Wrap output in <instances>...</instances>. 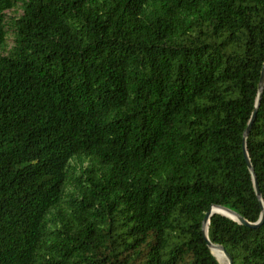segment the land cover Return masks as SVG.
Returning a JSON list of instances; mask_svg holds the SVG:
<instances>
[{
	"label": "trees",
	"instance_id": "obj_1",
	"mask_svg": "<svg viewBox=\"0 0 264 264\" xmlns=\"http://www.w3.org/2000/svg\"><path fill=\"white\" fill-rule=\"evenodd\" d=\"M263 63L264 0H0V264H219L209 209L264 214ZM207 238L264 264V216Z\"/></svg>",
	"mask_w": 264,
	"mask_h": 264
},
{
	"label": "water",
	"instance_id": "obj_2",
	"mask_svg": "<svg viewBox=\"0 0 264 264\" xmlns=\"http://www.w3.org/2000/svg\"><path fill=\"white\" fill-rule=\"evenodd\" d=\"M263 86H264V63L262 65L261 75H260V79H259V82H258V101H259V98H260V96L262 94ZM254 114H255V111L253 112V114L251 116V119H250V121L248 123V126L246 127V129H245V131L243 133V153H244V159L246 161L247 167H248V169H249V171L251 172V175H252V180H253V185H254V189H255V192H256V196L260 200V193H259L258 185H257V182H256V178H255V174H254V171H253V167H252V165L250 163V160L248 158V154H247V151H246V145H245L246 137H247V135L249 133L251 124H252L253 119H254ZM215 213H219V214H221L223 216H226V217H228V218H230V219H232V220H234V221H236L238 223H241L243 225H247V226H250V227H257V226H259V224H261V222L263 220L264 214L262 212L260 218L255 223H249V222H247L240 215H238L237 213H235L233 210H231V209H229L227 207H224V206L214 205L205 214V216H204V218L202 220V231H203L204 237L206 239V243H207L208 249L211 251L212 255L216 259H217V257L213 253V250L216 249V250L222 251V253H223L224 257H225V261L227 262V264H233L231 257L226 252V250L224 249V247L222 245H218V244L211 243L208 240V238H207V230H208L209 219ZM217 261H218V259H217ZM219 264H220V262H219Z\"/></svg>",
	"mask_w": 264,
	"mask_h": 264
},
{
	"label": "rangeland",
	"instance_id": "obj_3",
	"mask_svg": "<svg viewBox=\"0 0 264 264\" xmlns=\"http://www.w3.org/2000/svg\"><path fill=\"white\" fill-rule=\"evenodd\" d=\"M6 16L9 17H19L22 14V11L19 8H13V9H9L5 11ZM12 45V38L9 35L8 36V42H7V50L10 49ZM225 264H227V262L225 261Z\"/></svg>",
	"mask_w": 264,
	"mask_h": 264
},
{
	"label": "bare ground",
	"instance_id": "obj_4",
	"mask_svg": "<svg viewBox=\"0 0 264 264\" xmlns=\"http://www.w3.org/2000/svg\"><path fill=\"white\" fill-rule=\"evenodd\" d=\"M213 253L216 255L220 264H225V257L223 255L222 251L214 249Z\"/></svg>",
	"mask_w": 264,
	"mask_h": 264
}]
</instances>
